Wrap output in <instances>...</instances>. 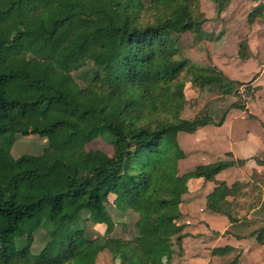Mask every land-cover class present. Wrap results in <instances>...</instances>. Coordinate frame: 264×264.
Listing matches in <instances>:
<instances>
[{"label":"trees","instance_id":"16d2710c","mask_svg":"<svg viewBox=\"0 0 264 264\" xmlns=\"http://www.w3.org/2000/svg\"><path fill=\"white\" fill-rule=\"evenodd\" d=\"M229 1L214 0L219 13ZM205 22L201 0H0V264H97L100 238L87 235L84 214L125 252L115 264H166L184 238L178 222L189 179L216 182L207 208L220 212L229 187L216 176L245 161L180 175L179 135L220 126L228 112L219 121L207 109L182 118L185 87L218 80L225 96L253 87L181 57L182 35ZM238 102L231 106L244 109L247 101ZM31 119L39 121L24 129ZM16 134L47 137L48 146L10 160ZM98 137L112 145V159L86 151ZM111 195L138 211L131 240L109 237ZM41 229L48 239L35 253Z\"/></svg>","mask_w":264,"mask_h":264},{"label":"crops","instance_id":"0c3cea01","mask_svg":"<svg viewBox=\"0 0 264 264\" xmlns=\"http://www.w3.org/2000/svg\"><path fill=\"white\" fill-rule=\"evenodd\" d=\"M258 7L257 1L230 0L219 13L214 0H201L206 22L190 58L220 77L250 84L254 96L244 109L230 106L222 125L182 133L186 157L179 163L180 175L226 159L245 163L216 176L229 187L218 213L207 208L216 182L187 181L178 222L184 238L164 255L166 264H230L236 259L238 264H264V244L258 240L264 230V11Z\"/></svg>","mask_w":264,"mask_h":264},{"label":"rangeland","instance_id":"374dc122","mask_svg":"<svg viewBox=\"0 0 264 264\" xmlns=\"http://www.w3.org/2000/svg\"><path fill=\"white\" fill-rule=\"evenodd\" d=\"M197 35H202V33H187L182 35L180 40V55L183 59L189 60L193 66L200 67L195 65L190 58L192 50L195 49L193 45L196 42V39L197 41L200 39ZM193 54L198 58V49H196ZM184 74H186V72H184L183 75ZM185 93L189 102L182 112V118L185 119H192L197 114L203 113L207 109V113L210 112L213 115L214 120L219 121L223 117L225 111L239 100V95L235 93L229 96H222L223 92L220 89L218 80L209 83L202 88L193 86L191 83H187L185 87ZM38 121L39 119L26 120L22 123V127L29 130L35 125V122ZM180 135L182 137L179 139L180 142H185L183 136L186 134H183V136L182 134ZM47 146V137H42L36 134H31L29 136L16 134L14 143L11 146H6V155L10 160H16L23 155L38 156L43 153ZM85 148L86 151L94 157L107 159L113 158V147L104 137L96 138L94 141L87 144ZM106 208L116 225L115 230L109 235V237L123 238L128 240L133 239L137 234L135 223L138 220V211L128 208L120 201L118 196L115 195L110 196L109 202L106 204ZM87 217L88 215L84 214L85 222L81 224V226L85 227L89 237L100 238V253L98 255L97 264L119 263L125 257V252H119L109 247L104 241L106 228L95 224L90 220H87ZM47 239V231L44 229L39 230L35 236V242L32 247L33 252H40L47 242ZM24 244L25 241L21 243V246ZM178 263L179 262H174V264Z\"/></svg>","mask_w":264,"mask_h":264},{"label":"built area","instance_id":"2783aa9c","mask_svg":"<svg viewBox=\"0 0 264 264\" xmlns=\"http://www.w3.org/2000/svg\"><path fill=\"white\" fill-rule=\"evenodd\" d=\"M257 6H262L264 8V0H258ZM254 93V91H251V94ZM251 94L248 93L247 87L242 86L239 88L238 95L245 101L249 102L252 97Z\"/></svg>","mask_w":264,"mask_h":264}]
</instances>
